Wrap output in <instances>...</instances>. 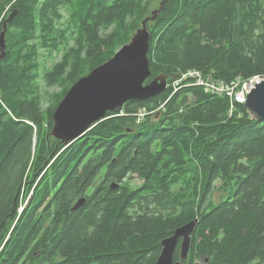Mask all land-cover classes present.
<instances>
[{"label":"trees","instance_id":"trees-1","mask_svg":"<svg viewBox=\"0 0 264 264\" xmlns=\"http://www.w3.org/2000/svg\"><path fill=\"white\" fill-rule=\"evenodd\" d=\"M155 1L0 0V14L18 10L0 57V264H155L161 240L194 219L184 264H264V119L191 78L174 86L188 69L264 77V0H165L148 22L147 80L166 75V89L71 143L51 135L66 89L44 113L36 50L62 52L43 80L70 86L129 41Z\"/></svg>","mask_w":264,"mask_h":264},{"label":"water","instance_id":"water-1","mask_svg":"<svg viewBox=\"0 0 264 264\" xmlns=\"http://www.w3.org/2000/svg\"><path fill=\"white\" fill-rule=\"evenodd\" d=\"M164 2H159V6L142 20L130 40L122 44L110 59L78 78L66 91L52 114L51 135L55 139L64 144L71 143L105 118L108 112L122 107L126 101L147 99L166 89V75L147 80L151 76L148 22L156 19ZM17 13L18 10L14 9L3 20L0 57L5 55L7 24ZM177 78L178 75L174 77ZM244 106L252 118L264 119V78L255 82L246 94ZM117 187V183L111 184V188ZM84 203L85 196H82L74 203L72 210L79 209ZM197 222L198 219L186 222L162 239L155 264H184ZM177 247L179 259L175 260Z\"/></svg>","mask_w":264,"mask_h":264},{"label":"rangeland","instance_id":"rangeland-1","mask_svg":"<svg viewBox=\"0 0 264 264\" xmlns=\"http://www.w3.org/2000/svg\"><path fill=\"white\" fill-rule=\"evenodd\" d=\"M160 0H156L151 6L150 9H153L155 7L158 6ZM9 10V6L6 7L2 13L0 14V18H2L3 16H7L9 14V11L6 12V10ZM6 12V13H5ZM60 13H62L63 18L66 17V11L61 8L60 9ZM62 18V19H63ZM110 28H113V25L110 26ZM37 40L34 38H32L29 43L30 45H34V43ZM72 43V42H71ZM18 45V44H15ZM37 48V47H36ZM36 56L34 58L35 63L33 62V60L31 61L32 64H36L38 67V78L36 80V95L38 97V102L40 103V106L42 107V111L45 113L47 111V109H49L50 107L54 106L58 100V98L61 96L62 92L66 89V91L70 88V86L68 85V78L67 76H64L63 78H61L58 82L48 85L44 80H43V72L45 71V69L50 68L53 64H55L57 61H60L61 57H62V52H58V51H54L51 54L44 51L41 48H38L36 50ZM46 67V68H44ZM44 68V69H43ZM66 93V92H65ZM64 93V94H65ZM64 96V95H63ZM62 96V97H63ZM62 99V98H61ZM60 99V100H61ZM59 100V101H60ZM59 103V102H58ZM57 103V104H58ZM140 182L139 179H137L135 176L133 178V183L138 184Z\"/></svg>","mask_w":264,"mask_h":264},{"label":"built area","instance_id":"built-area-1","mask_svg":"<svg viewBox=\"0 0 264 264\" xmlns=\"http://www.w3.org/2000/svg\"><path fill=\"white\" fill-rule=\"evenodd\" d=\"M187 78L193 79L194 84L200 85L206 92L228 96L231 102V107H233L234 102L244 103L246 100V94L250 91L253 84L262 79L260 76H254L242 82L238 79H234L230 82H224L214 78L211 74L206 75L202 71L188 69L181 74L178 80L174 81V86L177 88L176 85L180 81ZM145 114L146 113L141 110L138 115L142 118Z\"/></svg>","mask_w":264,"mask_h":264},{"label":"bare ground","instance_id":"bare-ground-1","mask_svg":"<svg viewBox=\"0 0 264 264\" xmlns=\"http://www.w3.org/2000/svg\"><path fill=\"white\" fill-rule=\"evenodd\" d=\"M12 46V45H11ZM14 48V47H13ZM17 48V47H16ZM168 81V80H167ZM170 83V82H169ZM11 110V109H10ZM35 167V166H34ZM31 170H32V168H31ZM47 173V172H46ZM20 190V189H19ZM36 192V191H35Z\"/></svg>","mask_w":264,"mask_h":264},{"label":"flooded vegetation","instance_id":"flooded-vegetation-1","mask_svg":"<svg viewBox=\"0 0 264 264\" xmlns=\"http://www.w3.org/2000/svg\"><path fill=\"white\" fill-rule=\"evenodd\" d=\"M175 258V257H174ZM178 259V258H177ZM177 259H175V260H177ZM208 260L205 258V262H207Z\"/></svg>","mask_w":264,"mask_h":264}]
</instances>
